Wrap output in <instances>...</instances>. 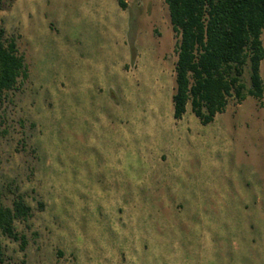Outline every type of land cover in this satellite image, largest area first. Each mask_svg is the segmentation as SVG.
Listing matches in <instances>:
<instances>
[{"label": "rangeland", "instance_id": "rangeland-1", "mask_svg": "<svg viewBox=\"0 0 264 264\" xmlns=\"http://www.w3.org/2000/svg\"><path fill=\"white\" fill-rule=\"evenodd\" d=\"M124 2L0 0L29 75L0 102V203L31 210L7 264H264V90L175 121L167 8Z\"/></svg>", "mask_w": 264, "mask_h": 264}, {"label": "trees", "instance_id": "trees-1", "mask_svg": "<svg viewBox=\"0 0 264 264\" xmlns=\"http://www.w3.org/2000/svg\"><path fill=\"white\" fill-rule=\"evenodd\" d=\"M174 33L176 62L175 86L171 96L173 119L181 120L186 106L202 126L225 111L231 99L238 104L246 97L260 102L263 82L259 75L264 60L261 33L264 29V0H162ZM118 7L127 10L124 0ZM249 68L250 86L242 81ZM24 56L14 38L0 29V102L18 91L28 79ZM31 210L21 196L11 208L0 203V236L19 242L21 252L26 240L14 227L27 221ZM0 264H7L0 241Z\"/></svg>", "mask_w": 264, "mask_h": 264}]
</instances>
